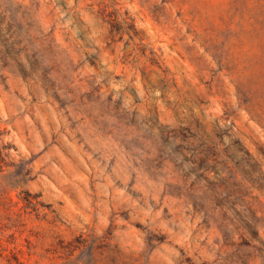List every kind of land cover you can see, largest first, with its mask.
Wrapping results in <instances>:
<instances>
[{
	"label": "rangeland",
	"instance_id": "obj_1",
	"mask_svg": "<svg viewBox=\"0 0 264 264\" xmlns=\"http://www.w3.org/2000/svg\"><path fill=\"white\" fill-rule=\"evenodd\" d=\"M0 264H264V0H0Z\"/></svg>",
	"mask_w": 264,
	"mask_h": 264
}]
</instances>
